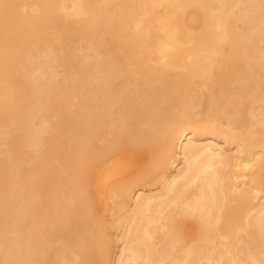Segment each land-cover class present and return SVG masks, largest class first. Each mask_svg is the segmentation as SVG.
<instances>
[{
    "label": "bare ground",
    "instance_id": "1",
    "mask_svg": "<svg viewBox=\"0 0 264 264\" xmlns=\"http://www.w3.org/2000/svg\"><path fill=\"white\" fill-rule=\"evenodd\" d=\"M0 264H264V0H0Z\"/></svg>",
    "mask_w": 264,
    "mask_h": 264
}]
</instances>
